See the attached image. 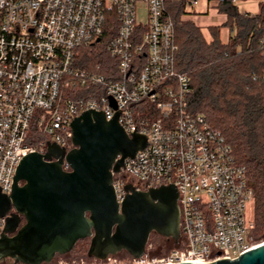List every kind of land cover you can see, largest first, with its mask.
<instances>
[{
	"label": "built area",
	"instance_id": "1",
	"mask_svg": "<svg viewBox=\"0 0 264 264\" xmlns=\"http://www.w3.org/2000/svg\"><path fill=\"white\" fill-rule=\"evenodd\" d=\"M110 29L111 78L77 60ZM178 51L166 0H0L2 192L12 193L22 158L46 153L47 141L73 148L75 117L95 109L111 120L122 110L120 125L146 135L148 145L114 173L119 203L129 184L138 191L175 184L180 194L179 244L159 256L148 243L133 264H210L263 244L247 218V169L223 133L190 110L191 80L177 68ZM5 225L0 218V238Z\"/></svg>",
	"mask_w": 264,
	"mask_h": 264
},
{
	"label": "water",
	"instance_id": "2",
	"mask_svg": "<svg viewBox=\"0 0 264 264\" xmlns=\"http://www.w3.org/2000/svg\"><path fill=\"white\" fill-rule=\"evenodd\" d=\"M121 112L108 120L104 111H84L70 124L71 150L47 141L46 153L22 158L12 193H3L0 187V218L6 219L0 261L50 264L86 239L88 256L103 261L124 251L139 259L152 234L179 244L180 194L175 184L148 191L129 184L123 202L117 200L114 173L148 145L146 135L126 133L119 123ZM210 264H264V243L237 259Z\"/></svg>",
	"mask_w": 264,
	"mask_h": 264
},
{
	"label": "trees",
	"instance_id": "3",
	"mask_svg": "<svg viewBox=\"0 0 264 264\" xmlns=\"http://www.w3.org/2000/svg\"><path fill=\"white\" fill-rule=\"evenodd\" d=\"M216 1L227 17L224 26L232 31L226 43L221 26L209 27V40L194 21L182 19L189 0H166V9L176 29L177 68L191 80L190 110L223 133L236 161L246 167L255 208L253 234L260 240L264 236V1L256 15L241 13L238 0ZM115 34L110 29L101 43L79 49L78 65L111 78L117 61L107 45ZM33 135L37 141L43 139L36 130ZM167 241L152 234L156 255L169 251ZM88 246L90 239L79 241L70 254L58 258L89 259Z\"/></svg>",
	"mask_w": 264,
	"mask_h": 264
},
{
	"label": "rangeland",
	"instance_id": "4",
	"mask_svg": "<svg viewBox=\"0 0 264 264\" xmlns=\"http://www.w3.org/2000/svg\"><path fill=\"white\" fill-rule=\"evenodd\" d=\"M190 3L187 5V15L183 16V20L191 19L198 23V25L202 28L206 37L210 40L211 35L209 33V26L211 25H220L221 26V39L224 43L229 41L231 27H226L224 24L227 22V17L224 14H221L217 9V1L213 0L209 2V0H198L197 3L189 0ZM263 0H238L236 5L239 11L243 14L250 13L256 15L260 11V4ZM234 34V32L232 33ZM247 218L248 220H253L255 218V208L254 202H250L247 205ZM164 239V238H163ZM260 243L264 242V236L259 240ZM168 246L167 250H171L174 246L173 242L167 241ZM150 244V240H149ZM154 245L153 243H151ZM83 246V245H82ZM89 247L87 250L89 251ZM0 264H15L14 260L7 259L5 261H0ZM50 264H133L132 258L128 257L127 252H121L115 256H111L108 260L103 261L96 258L89 259H64L58 258V256L54 259V261Z\"/></svg>",
	"mask_w": 264,
	"mask_h": 264
},
{
	"label": "crops",
	"instance_id": "5",
	"mask_svg": "<svg viewBox=\"0 0 264 264\" xmlns=\"http://www.w3.org/2000/svg\"><path fill=\"white\" fill-rule=\"evenodd\" d=\"M226 16V15H225ZM187 20H191V19H187ZM191 21H194V20H191ZM195 22V21H194ZM197 25H198V23L197 22H195ZM199 26V25H198ZM211 26H220V25H211ZM210 27V26H209Z\"/></svg>",
	"mask_w": 264,
	"mask_h": 264
},
{
	"label": "flooded vegetation",
	"instance_id": "6",
	"mask_svg": "<svg viewBox=\"0 0 264 264\" xmlns=\"http://www.w3.org/2000/svg\"><path fill=\"white\" fill-rule=\"evenodd\" d=\"M1 261H5V260H1Z\"/></svg>",
	"mask_w": 264,
	"mask_h": 264
}]
</instances>
